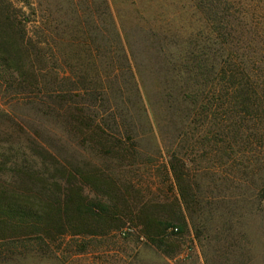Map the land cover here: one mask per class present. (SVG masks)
Here are the masks:
<instances>
[{"label": "rangeland", "instance_id": "rangeland-1", "mask_svg": "<svg viewBox=\"0 0 264 264\" xmlns=\"http://www.w3.org/2000/svg\"><path fill=\"white\" fill-rule=\"evenodd\" d=\"M2 3L5 21L17 17L24 26L27 79L0 66V153L19 163L21 152L39 165L32 149H45L53 157H46L50 169L73 171L86 203L100 198L105 208L112 201L116 208L110 221L72 223L73 234L53 233L42 243L10 237L15 246L4 247L0 240V264H221L229 241L207 245L195 236L198 218L182 204L169 169L173 153L185 160L176 167L197 195L199 211L233 205L242 212L236 205H248L261 188L253 200L261 210L242 220L246 238L239 245L247 264H264V188L257 180L264 177V113L245 115L241 137L228 140L225 156L214 134L228 123L194 124L189 102L192 79L200 81L206 64L218 89L224 58L264 89V0ZM259 96L264 102L263 92ZM220 102L207 120L214 111L217 121L226 105ZM71 114L83 119L80 132ZM174 215L185 226L179 232L168 227L163 243H154L156 226L144 222Z\"/></svg>", "mask_w": 264, "mask_h": 264}, {"label": "trees", "instance_id": "trees-1", "mask_svg": "<svg viewBox=\"0 0 264 264\" xmlns=\"http://www.w3.org/2000/svg\"><path fill=\"white\" fill-rule=\"evenodd\" d=\"M5 9L6 6L2 3L0 5L2 14L0 26L10 27V32L0 29V66L6 70L16 71L22 78L21 81H25L27 78L22 73L24 62L20 46L22 38L25 36L24 26L17 17L13 19L14 22L5 21L7 20L3 15ZM218 65L219 68L216 71L218 89H215V85L211 81L213 79L210 78L213 66L206 64L203 66L200 81L192 79L194 88L190 94L189 102L192 104L193 117L191 119L194 124L210 122L211 125L218 128L220 122L228 123L229 128L225 125L224 131L214 134L215 139L224 143L225 147L222 151L227 156V142L230 139L235 143L240 139V129L243 126L242 121L245 115L251 114V117L258 119L259 114L264 113V102L260 100L259 96L262 92L264 94V89L258 82L252 84L246 75L243 78V73L235 71L226 58L220 60ZM28 83L31 87L36 84L34 79L30 82L27 80ZM215 93L218 94L217 99ZM217 101H221L220 105L223 103L226 105L220 110L217 121L214 120V111H212L211 118L207 120L212 105ZM220 115H224V118L221 119ZM52 116L57 119L58 113L54 112ZM78 118L75 114L70 115V121L75 124L73 127L80 132L78 126L83 123V119L79 120ZM201 138L205 139L206 136L203 135ZM253 138L259 139L255 133H253ZM37 149H32V152L40 157L39 165L30 156L31 161L26 160L28 156L21 152L24 159L19 163L12 156L9 155L7 158V156H3L2 152L0 153V240L5 241L4 247L15 246L10 237L22 240L23 237L32 236L31 239L42 243L43 236L50 237L53 233L61 234L69 231L73 234L72 223L75 225L79 221L103 220L106 216L107 221H110L115 214L113 209L116 207L113 201L107 202V208L100 198L86 203L81 189L75 186L73 171L64 167L57 169L54 162V167L50 169L48 165L52 162L46 157L51 155L45 149ZM9 152L13 155L11 151ZM51 159L53 160L52 156ZM181 159L174 153L171 154L169 169L177 184L182 204L187 210L191 209V216L198 218L195 236L200 241H205L207 245L211 241H229V250L224 252L225 256L221 264H247L245 250H243L245 247L239 245L240 242H244L246 234L239 230H242V220L247 215L258 213L261 210L257 202L254 203L261 196V188H258L259 186L256 188V193L248 205L244 201L246 206L236 205L243 210L242 212H237L233 205L227 207L221 205L217 208H208V210L201 208L202 211H199L200 208L197 210L198 200L194 199L197 195L189 189L188 183L183 178L182 170L176 167L178 164L185 167V160ZM260 171L264 172V166H259ZM79 175L83 179L80 172ZM92 178L87 175L86 182L89 184L88 180H92ZM61 179L65 185L60 184ZM263 179L264 177L261 175L257 177L258 182L261 181L260 186L262 185L264 188ZM107 185L111 188V183H107ZM113 198L116 199L115 192ZM144 224L147 228L156 226L151 240L160 245L163 243L161 237L168 227H174L179 232L185 226V221L174 215V218H163L154 222L149 220ZM153 237L156 239H152ZM211 263L213 264V262Z\"/></svg>", "mask_w": 264, "mask_h": 264}]
</instances>
